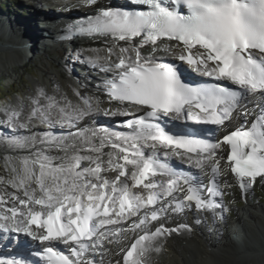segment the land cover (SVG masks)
<instances>
[{
    "label": "snow or ice",
    "instance_id": "obj_1",
    "mask_svg": "<svg viewBox=\"0 0 264 264\" xmlns=\"http://www.w3.org/2000/svg\"><path fill=\"white\" fill-rule=\"evenodd\" d=\"M130 3L137 7H97L66 27L69 40L105 38L103 56H90L87 63L111 74L96 88L107 106L101 95L84 96L78 89L73 90L77 103L41 89L23 119L19 101L7 103L0 113V124L10 133L4 137L9 147L27 151L5 157L10 177H0L5 186L0 239L20 245L22 235L43 246L39 252L13 248L0 264H96L95 255L102 258L109 245H120L130 233L137 238L122 264H149L147 257L161 251L164 239L192 231L185 223L166 226L173 217L194 207L223 221L229 211L217 199L223 195V172H231L245 198L258 179L264 183V0ZM85 4L96 7L98 0ZM185 64L200 76L228 84L186 82ZM249 97H258L252 108ZM98 115L128 118L119 126L129 131L81 126ZM232 119L243 123L218 140L173 131L163 123L223 128ZM172 157L186 160L190 168L177 169L169 163ZM191 168L209 174V184L203 186ZM129 172L131 187L125 182ZM158 175L167 179L157 180ZM223 186L231 187L227 180Z\"/></svg>",
    "mask_w": 264,
    "mask_h": 264
},
{
    "label": "bare ground",
    "instance_id": "obj_2",
    "mask_svg": "<svg viewBox=\"0 0 264 264\" xmlns=\"http://www.w3.org/2000/svg\"><path fill=\"white\" fill-rule=\"evenodd\" d=\"M109 1L111 4L115 3L114 0H109ZM42 11L46 12L45 10ZM93 13H91V15ZM1 14L3 15L0 16V37L3 35L4 32H8L10 34V37H12L11 41L17 43V48L15 49H20V51L23 50V52L25 50L26 53L29 52L34 53L36 51L38 52L40 51V47L46 48L48 50V52H45L42 55H40L39 58L40 68L38 74L39 79L37 80L34 79L33 77L35 83L33 85V92H31V96L27 95L26 97L28 101L32 102V99L35 98L37 91L41 89L44 90L48 95L55 96L58 100H61L62 97L66 96L69 100L71 98H74L76 103L78 102V98L74 95L73 92L74 89H78L82 93V95L85 96V93L79 89L75 81L68 80L64 72L70 70L69 65L62 66L58 63L56 59L58 56L61 57L63 55V49L61 48L59 42H56L55 44L52 43L48 44L50 40L49 33L51 32V30L46 31L44 27L41 28L39 22L37 21V16L31 14L32 16L29 17L27 21L23 22L18 20L17 17L14 15L10 16L6 13L5 14L1 13ZM4 15H6L7 17H5ZM56 29H58V27H56ZM21 37L24 38L28 37L27 41L25 42L27 48L23 46L22 39H20ZM105 43H106L105 39H101L91 44H88L89 52L85 53V56L84 55L83 56L86 57L87 54L89 53L93 57L96 56L97 54L103 56L104 53L102 49L105 47ZM107 43L111 44L112 43L111 39L107 40ZM119 43L123 46L124 42H119ZM0 45L3 48L6 45L5 47L13 49L11 45L5 44L3 46L1 43ZM1 47H0V69L2 68V66L3 67H6L8 65L13 66L15 65V63L17 62L19 63L24 59V58L22 59L23 56L22 54H19V52L17 51L13 52L12 50H10L12 53L10 52L7 53L4 52L6 48L2 51ZM54 49L56 50L54 52L56 53V55H54L53 57L51 56V54L53 53ZM83 64L85 65V69L88 70L90 69L89 70L90 74H93L94 70H91V67L89 65H88L89 67L86 66V63ZM76 67L74 68L72 67L73 70H75ZM51 68L53 71L50 70ZM100 75L102 76L103 74ZM75 78L73 77L74 80L77 79ZM80 80L83 81L82 79ZM96 88L97 86H94L93 89H91V92L89 93L90 96H96V95L102 96L101 93L96 91ZM19 102L22 101L20 100ZM41 103H43L42 99H41ZM22 107H25L26 109V105L24 103H22ZM84 123H87L89 127H97V126L101 127L100 125L110 124L111 128H113L112 130L123 131L122 127L115 126L114 121L113 122L110 121V119H108L103 115L94 116L85 122H81V126H83ZM6 136H8L6 135V133L1 132L0 140L7 141L4 139V137ZM1 146L2 149L4 150L8 148L13 153H16L14 152L15 150L11 149L4 143H1ZM105 151H107V149H105ZM17 153H20L21 155H27L26 150L17 151ZM51 155H56V153L52 152ZM16 156H19V154ZM174 159L177 158L176 157L171 158V160L173 161ZM178 161L180 162L183 160L178 159ZM224 163L225 161H222V165H221L222 167ZM196 171L197 169L195 168L191 169V172L196 173L198 177H200L201 173ZM200 179L201 178H199V180ZM220 179L221 180L233 179L235 181L234 177H231V173L229 170L228 171L226 170L221 175ZM258 182L261 185H264V183L259 181V179L257 180V183ZM254 186H257V184L255 183ZM218 200H220V197H218ZM246 205L248 206V209H241L242 216H240L239 213L234 214L231 227H228V224L225 223L224 219L222 222L218 220V223L220 222L223 224L224 230L225 229L227 230V231L225 230L226 231L225 234L228 238L221 237L222 239L217 240L218 242L215 240V238H218L217 237L218 224L217 221L213 220L212 215L206 212L207 219L205 218V221L208 223L207 231L204 232L202 227L199 224H196L197 230L200 233V235L204 233V238H205L204 242L202 241L201 236H197L198 239L199 238L201 239L200 240L201 243H197L198 241L194 240L195 237H191L188 231H182L179 234L174 233L170 237H167L162 241L161 251L158 253L154 252L155 256L148 259L149 264H152V262H154L155 264H238V263L264 264V207L258 206V204L251 201V199L249 200V203H246ZM191 213L194 215H196L197 213H199L201 216L205 215V212H197L194 207L191 210ZM176 218L177 217H173V220H177ZM166 226L174 227L175 225L173 222H169L168 224H166ZM246 238L248 239V241L246 240ZM223 239H226L224 240V242L226 243L225 245H223L224 244L222 242ZM212 241L213 242L216 241L215 244H217V247L222 246L220 247L221 249L217 247L214 248V246L211 243ZM236 245L239 246L237 247V250H236ZM10 253H12V251ZM109 253H111L110 250ZM115 253L116 252H113L112 254ZM118 260L121 261L122 264L123 256L122 257L115 256L112 260L108 261V263L114 264Z\"/></svg>",
    "mask_w": 264,
    "mask_h": 264
},
{
    "label": "rangeland",
    "instance_id": "obj_3",
    "mask_svg": "<svg viewBox=\"0 0 264 264\" xmlns=\"http://www.w3.org/2000/svg\"><path fill=\"white\" fill-rule=\"evenodd\" d=\"M29 1L30 0H0V16L3 15L1 13H4V14L6 13V14H8L10 16L11 15L16 16L17 19L20 20V21H23V22L27 21V19H28V18H26L27 14L30 13L29 12L30 11V7H29V3H28ZM4 16L7 17L6 15H4ZM0 38H1L0 39V41H1L0 43L3 46L5 44H7V45H11L12 48H13V50L10 49V48H7V47H5L6 45L3 48L0 45V47L2 48V51L5 48H7V49H5L4 52H7V53H9V52L12 53L10 50H12L13 52L17 51V52H19V54H22V56H23L22 59L25 58L26 54L23 52V50L20 51V49H15V48H17V43L11 41L12 37H10V34L8 32H4L3 35ZM27 38L28 37H26V38L21 37L20 38V39H22V43H23V46H25V48H27L26 43H25L27 41ZM18 47H20V46H18ZM55 51L56 50L54 49L53 53L51 54V56L54 57V55H56V53H54ZM81 52L79 53L80 56L78 54V57H84L83 55H85V53L83 54V51H81ZM27 54H29V53H27ZM40 55H42V54H38V53L35 54L34 58L32 57L31 58L32 60L29 61L28 64L26 66H24L23 68H21V69L20 68H14V67H12L10 65H8L6 67L2 66V68L0 69V113H3L4 108L6 107L7 103L14 104V103H17L18 101L21 100L22 103H24L26 105V108H27V105L30 104V101H28L26 99V97H27V95L31 96V92H33V85L35 83L34 79H37V80L39 79L38 74H39V68H40V64H39ZM27 56L29 57L31 55H27ZM88 56L89 55L87 54L86 57H88ZM83 60L87 61L88 58L83 59ZM59 62L61 64L65 63V62L66 63H70L69 62V58L67 57V55L66 56H61V58L59 59ZM85 63H87V62H85ZM50 70L53 71L52 68ZM75 75H77V73H75ZM33 77H34V79H33ZM26 112H27V109H25V107H22L21 119H23L24 115L26 116ZM2 118H3V115H0V120H2ZM0 122H2V121H0ZM1 132L6 133V135L10 134L7 126L0 127V133ZM1 143L6 144L8 147H9V143L7 141L0 140V153H1L2 156L4 154H6L5 152H7V154L8 153H12L14 155L20 154V153H17V152L13 153L8 148L6 150L2 149ZM9 156H11V154ZM105 174L107 176L109 175L108 177L111 176L110 173H105ZM0 177H5V178H9L10 177V172L7 170L5 161L1 157H0ZM126 182H127V179H126ZM4 190H5V186L1 184L0 191H4ZM222 193H223V195H222V197H220V201H222L223 205L226 208L229 209V211L223 213V217L225 219V223L228 224V227H231L232 226L231 225L232 220L230 221V219H228V217L226 216V213L233 214L234 211H235L236 214H238V213L240 214L242 208H239L238 206L242 205L239 202L241 200H240L239 196H237L236 192H235L236 195L235 194H231L230 192H225V193L222 192ZM229 194H230V196L226 197V195H229ZM223 196L225 198H223ZM245 199H247V200L251 199V201L257 203L259 206L264 207V185H262V186L258 185L256 187L250 188V190L247 192V195H246ZM226 205H228L229 207L226 206ZM216 221H218V220H216ZM227 222H229V223H227ZM219 224H220V222H219ZM239 243H240V240H239ZM240 246H241V243H240ZM236 250H237V247H236ZM149 255H151V256H149V258H151V257L155 256V253L151 252ZM241 263H243V262H241ZM250 264H252V263H250Z\"/></svg>",
    "mask_w": 264,
    "mask_h": 264
},
{
    "label": "water",
    "instance_id": "obj_4",
    "mask_svg": "<svg viewBox=\"0 0 264 264\" xmlns=\"http://www.w3.org/2000/svg\"><path fill=\"white\" fill-rule=\"evenodd\" d=\"M7 49V48H6ZM13 50V49H12ZM26 58H24L21 62H17L15 63V65H13L12 67L14 68H23L24 66H26L28 64L29 61H31L32 59L30 57L25 56Z\"/></svg>",
    "mask_w": 264,
    "mask_h": 264
}]
</instances>
